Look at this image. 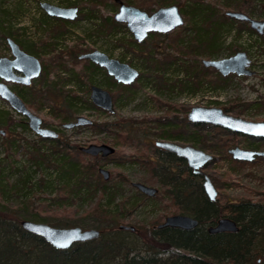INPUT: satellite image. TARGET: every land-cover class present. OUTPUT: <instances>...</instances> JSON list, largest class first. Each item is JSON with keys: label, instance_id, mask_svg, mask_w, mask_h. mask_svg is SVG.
Returning a JSON list of instances; mask_svg holds the SVG:
<instances>
[{"label": "rangeland", "instance_id": "374dc122", "mask_svg": "<svg viewBox=\"0 0 264 264\" xmlns=\"http://www.w3.org/2000/svg\"><path fill=\"white\" fill-rule=\"evenodd\" d=\"M96 1L99 3L98 5L90 4V0H0V20L4 19L3 22H0V57L10 56V50L4 40L6 34L2 31L4 25L10 24L18 31L22 30L21 28H27L26 39L32 38L34 33H39V40L42 43L48 42L51 35L55 36L58 32H64L63 38L56 39L54 47L49 52L31 54L26 51L37 58L42 67L40 76L34 79L29 87L21 88L10 84L9 86L17 96H23V100L22 98L21 100L28 110L41 119L43 126L57 132L59 139L68 143L69 146L86 147L91 144H107L115 148L114 153L106 158L94 157L97 158V169L104 168L110 173L107 185H118L117 195L110 204V208L115 209L116 205H119L117 209L119 225L133 226L144 233L145 230L162 223L166 217L179 214L172 202L166 198L165 188L156 192L154 198L143 194V197H139L141 199L137 201V205L130 210L129 202L134 201V198L138 197L136 193L139 192L132 186V183H141L157 190L160 189L158 181L154 177L150 178L147 174L145 164L148 160H153L157 151L154 142L166 139L155 135L159 134L161 130L151 120L167 119L180 126L179 131L184 133L186 130L195 131L199 140L207 143L196 146L192 142L177 140V144L190 145L208 153L211 151L209 152L206 145L219 146L225 141H233V139L231 140L230 136H226L220 131H213L209 127H194L187 124L186 116L191 107H218L235 117L250 121H264V110L250 108V104L253 102H264V35L252 34L247 29L248 25L245 27L237 22L233 25L232 30L222 37V45L213 55L209 57L196 56L192 50L187 57L184 55L185 49H182V44L188 40L187 37L190 35L183 30L188 24L181 8H186L189 0H165L167 4H161V0H121L124 4L137 7L149 14L160 7L169 5H177L181 11L184 19V24L181 27L166 34L147 36L142 43H137L133 39L124 23L115 22L120 26L113 30H106L103 35H93L91 32L95 29L98 21L87 17V14L90 11L98 10L101 18L111 17L114 21L112 17L118 8L114 0ZM202 1L212 2L218 6L222 14L227 11H239L256 20H264V0L244 1L241 8L222 6L220 3L217 4L218 0ZM41 2L60 7H77V17L70 22L48 20L51 23L50 30L43 33V28L30 29L31 20L41 18L43 13L40 8ZM181 37H183V41L179 42ZM130 39L140 45L139 50L146 54L147 60L153 58L159 63L169 64V70L164 74L166 79L160 83L157 82L159 87H156L154 82L143 84L141 87L140 84L137 85L133 82V85L130 84L132 89L129 95L127 93L119 95L117 90L108 89L103 76L108 75L101 68L102 70L94 73V80L89 83L88 89L95 85L108 91L113 100V111L107 115L95 110L76 107L72 109H77V113L74 111L72 113L71 109L69 112L68 108H64L59 112V115H66L69 112L70 120L66 123L73 122L76 117L82 116L91 120V124H93L70 129L64 128V123L60 122L58 116H55V110L57 107H61L65 95H69V97L81 96L84 99V94L73 81L67 82L61 91L58 85L55 86V82L59 80L56 76L66 78L69 74L80 73L82 80L87 82V77L82 73V70L88 65V61L80 59L79 56L93 50L100 51L110 58L129 65L141 75L146 71L144 70L145 62L138 57L137 48L130 44ZM18 45L24 50L23 45ZM238 51L247 54L250 59L249 69L253 71V75H229L223 77L226 78L223 82L218 79V76L221 75L216 70L206 68L208 70L206 71L207 79L212 83L206 85L203 82L195 87L193 94H190L183 87L185 84L183 78L186 73L181 71L182 69L178 74L171 73L177 66L181 68V65H188L189 68L198 66L204 68L202 60L224 59ZM147 63L150 62L147 61ZM214 85L217 87L215 88ZM169 86L174 87L173 90L170 91ZM118 95L119 98L115 100V96L118 97ZM39 96L45 97L46 100L40 99ZM87 97L89 98V94ZM0 112H3L10 121L6 125L0 124V169L7 168L5 184L8 186L14 184L19 178V173L11 170L10 167L18 169L21 175L30 174L26 187L18 194H12L13 191H11L12 197L9 199L10 204L14 205L17 199L27 197L21 195L23 192H28L27 198L34 213L12 207L20 219L41 222L56 228H68L66 224H75L81 229H97L99 221L111 223L109 215H103L102 207L99 206V204L104 205L107 199L102 196L100 191L91 199L84 197L82 192L79 196H70L65 199L67 194L62 188L58 189L59 186L49 185L56 176L53 163L48 161L35 166L29 161V157L36 154L39 149L51 148V143L48 141L41 143L39 137L28 127H25L26 119L14 112L2 99H0ZM105 122L123 123L124 126L133 130L134 136L132 135L130 140L126 141L119 139L120 145H114L115 131L108 132L101 129ZM176 129L175 131H178V127ZM12 140H14V145L8 146ZM243 143L246 144L244 139H238V145ZM86 156L88 160H94L93 157ZM132 160H134L133 163H130ZM202 172L210 178L216 188L219 204H237L242 201L264 204V164L257 162L242 166L235 162L231 163L227 158H221L202 168ZM55 197H59L58 199L64 197V201L60 203L57 200L56 202ZM223 215L226 216L227 212ZM258 258V262L261 264V257L258 256Z\"/></svg>", "mask_w": 264, "mask_h": 264}, {"label": "trees", "instance_id": "16d2710c", "mask_svg": "<svg viewBox=\"0 0 264 264\" xmlns=\"http://www.w3.org/2000/svg\"><path fill=\"white\" fill-rule=\"evenodd\" d=\"M161 1V4H167L165 0ZM244 1L247 0H218L217 4L220 3V5L228 8H241ZM89 3L99 4L96 0L92 2L90 0ZM185 7L181 8V11L186 16L188 26L183 30L187 34L189 33L190 36L182 44V49H185L184 55L188 57L192 50L196 56L209 57L213 55L221 47L222 37L232 30L237 21L220 13L218 6L212 4V2L189 0ZM97 11H90L87 14V17L98 21L95 29L91 32L93 35H103L106 30H113L120 26L112 21L111 17L101 18ZM5 12L8 13V11ZM48 20L70 22L42 13L41 18L31 20L30 29L43 28L42 33L48 31L51 27ZM3 21L4 19L0 20V22ZM241 24L247 27L245 23ZM21 29L19 30L21 32H19L10 24L4 25L2 30L6 34L4 40L7 38L12 39L17 44L23 45L24 50L31 54L49 52L54 47L56 39L64 36V32H58L55 36L51 35L48 42L42 43L39 40V33H34L32 38L26 39L25 31H27V28ZM247 29L254 34L249 27ZM154 34L157 33H149L148 36L151 37ZM181 41H183V37L180 38L179 42ZM130 44L137 48L138 57L145 62L144 70L146 71L138 76L135 83L140 84L141 87L143 84L147 85L154 82L156 87H159L157 82L160 83L166 79L164 74L169 70V64L159 63L153 58L147 60L146 54L139 50L140 45L132 39H130ZM39 46L40 48H38ZM147 61L150 63H147ZM189 67L188 65H181V68L177 66L171 73L178 74L181 69L186 73L183 78L185 82L183 87L190 94L194 93L197 85L203 82L206 85L212 83L211 80L207 79L206 71L208 70L204 66V68L201 66ZM100 70L102 69L88 62V65L82 70V73L87 77V82L82 80L80 73L69 74L66 78L56 76L59 80L55 82V86L58 85L61 91L67 82L73 81L84 94V99L81 96L69 97V95H65L61 107H57V110H55V116L59 117L60 122L66 123L69 121L70 109L72 113L73 111L77 113V109H72L76 107L95 110L107 115L113 111L107 112L97 108L87 97L89 94L88 85L94 80V73ZM103 76L108 89L117 90L119 95H126L124 93L129 95L131 93L133 84L122 85L109 76ZM152 77L158 80H154ZM218 79L223 82L226 80L222 76H218ZM169 87L170 91L174 88ZM214 87L217 86L214 85ZM119 95L118 97L115 96V100L119 98ZM19 96L23 100V96ZM39 98L46 100L42 96H39ZM64 108H68L69 112L60 116L59 112L63 111ZM250 108L264 110V102H253L250 104ZM151 121L161 130L159 134H155L160 138L192 142L196 146L207 143L199 140V136L193 130H186L185 133L179 131L180 126L171 123L170 120L157 118ZM9 123L8 118L3 112H0V124L6 125ZM188 123L198 127V124L187 121ZM175 126L178 127V131H175L177 130ZM25 127L28 126L25 125ZM101 129L108 132L110 130L115 131L114 145H120L119 139L130 140L133 135L131 128H127L126 125L124 126L123 123L118 122H105L102 124ZM13 141H10L8 146H13ZM39 141L41 143L48 141L52 147L39 149L36 154L29 157V161L35 166L48 161L53 163L56 176L49 185L52 187L59 186L58 189L62 188L67 194L65 199L70 196H79L80 192H82V195L84 194V197L91 199L100 191L102 196L107 199L104 205L99 204V206L102 207L103 215H109L111 223L100 221L97 223L96 228L99 231V236L96 239L73 243L67 249L52 248L41 237L23 230L19 224L23 218L20 219L12 208L15 207L34 213L27 198L28 192H23L21 195L27 197L17 199L14 205L9 202L13 193L18 194L26 187L30 174L21 175L18 169L10 167L11 170L19 173V178L14 184L8 186L5 184L7 181L5 179L7 168H2L0 169V264H259L258 256L261 257L260 260L264 264V208L248 201L221 206L218 200H209L203 191L201 177L194 174L186 162L175 154L162 149L157 150L158 152L156 151L153 160L150 159L145 164V169L150 178L154 177L158 181L160 189L157 190V193L165 188L166 198L172 202L179 214L197 219L198 225L191 230L152 227L143 233L137 228H135V231L118 229L117 209L119 205H116V208L114 206L115 209L110 208V204L117 195L118 185H107V180L102 179L97 169V158H93V161L88 160L87 156L79 150L80 146H69L68 143L61 141L59 137L55 139L39 137ZM206 147L209 151L217 150L220 155L225 154L222 145L217 146L216 149L212 145H206ZM133 161H130V163H133ZM11 191H13L12 194ZM136 194L138 197L129 202L130 210L137 205V201L141 199L139 197L144 196L139 192ZM58 198L55 197L56 202L57 200L60 203L64 201V197ZM225 212H227L226 216L236 222L238 230L218 234L208 233L207 228L213 226L216 220L222 217ZM72 226H75V224H66V227Z\"/></svg>", "mask_w": 264, "mask_h": 264}, {"label": "water", "instance_id": "95a60500", "mask_svg": "<svg viewBox=\"0 0 264 264\" xmlns=\"http://www.w3.org/2000/svg\"><path fill=\"white\" fill-rule=\"evenodd\" d=\"M114 2L118 5V8L112 17L113 20L117 23H124L137 43H142L149 33L166 34L181 27L184 23L183 16L177 5L160 7L149 14L137 7L126 5L121 0H114ZM40 7L50 17L69 21H73L77 17V7H60L47 2H41ZM225 16L237 21L247 22L250 28L260 35L264 32V21L252 19L238 11H227ZM6 42L13 58L0 57V99L4 100L13 111L25 117L27 126L36 135L45 139L57 138V132L44 127L41 119L28 110L20 97L7 86V83H19L29 86L31 81L40 75L41 66L38 59L21 50L10 38ZM80 59L89 60L104 68L108 76L122 85L132 84L139 76V72L136 69L97 50L80 55ZM202 65L206 68H213L223 77L230 74L236 76L253 75V72L249 69L250 59L243 51H238L224 59H204L202 60ZM89 98L97 108L107 112L113 110L111 95L99 86H90ZM186 119L191 123L211 124L243 135L264 137V127H262L264 126V121H250L231 116L218 107H191ZM91 123V120L78 116L75 121L64 123L63 127L70 129L88 126ZM154 145L182 158L193 173H201V169L212 159L211 155L190 145L181 146L162 140L155 141ZM79 150L91 157L100 156L101 158H106L114 153L115 148L107 144H91L86 147H80ZM229 153L237 161H252L255 156L264 159V151L253 152L236 147L229 150ZM98 173L104 181L109 179L110 173L108 170L99 168ZM132 186L147 197H153L157 192L156 188L141 183H132ZM202 188L209 200L214 201L216 199L217 191L207 175H204ZM19 224L23 230L41 237L54 249H67L73 243L96 239L99 236L97 229H81L77 226L56 228L30 220H21ZM197 225V219L188 215L178 214L166 217L155 228L169 227L191 230ZM118 229L135 231L133 226L127 225H119ZM237 230L236 222L227 217L218 219L213 226L207 228L210 234L236 232Z\"/></svg>", "mask_w": 264, "mask_h": 264}, {"label": "flooded vegetation", "instance_id": "af4514ba", "mask_svg": "<svg viewBox=\"0 0 264 264\" xmlns=\"http://www.w3.org/2000/svg\"><path fill=\"white\" fill-rule=\"evenodd\" d=\"M72 7H74V6H72ZM41 8V7H40ZM239 12V11H238ZM43 13H45L44 11H43ZM245 14V13H244ZM224 15H225V13H224ZM247 15V14H246ZM248 17H250L249 15H247ZM53 18H56V17H53ZM250 18H252V17H250ZM57 19H60V18H57ZM252 19H254V18H252ZM61 20H64V19H61ZM232 20H234V19H232ZM256 20V19H255ZM67 21H69V20H67ZM235 21H237V20H235ZM260 21H264V20H260ZM237 22H240V23H245L246 25H248V27H249V29L251 30V31H253L254 32V34H257V35H259V36H263L264 35V32H263V34H258L255 30H253V29H251L250 28V26H249V24L247 23V22H241V21H237ZM149 35V34H148ZM7 39H9V38H7ZM7 39H6V41H7ZM12 40V39H11ZM15 42V41H14ZM16 43V42H15ZM6 44H7V42H6ZM17 44V43H16ZM18 45V44H17ZM8 46V45H7ZM19 46V45H18ZM9 48V47H8ZM19 48H20V46H19ZM21 49V48H20ZM10 50V49H9ZM21 50H23V49H21ZM24 51V50H23ZM24 52H26V51H24ZM27 53V52H26ZM28 54V53H27ZM235 54V53H234ZM233 54V55H234ZM6 58H8V59H12L13 57H12V55H11V53H10V56L9 57H6ZM79 58H80V56H79ZM82 60H86V59H82ZM88 62H91V61H89V60H87ZM40 63V62H39ZM92 64H94L93 62H91ZM94 65H96V64H94ZM40 66H41V64H40ZM96 66H98V65H96ZM99 67V66H98ZM99 68H101V67H99ZM102 69H104V68H102ZM41 70H42V67H41ZM104 71H105V69H104ZM252 71V70H251ZM106 72V71H105ZM253 72V71H252ZM41 73V72H40ZM107 74V73H106ZM40 76V75H39ZM38 76V77H39ZM229 76V75H228ZM37 77V78H38ZM225 77H227V76H225ZM112 78V77H111ZM36 79V78H35ZM34 80V79H33ZM32 80V81H33ZM31 81V82H32ZM116 82V81H115ZM9 84L10 85H16V86H20L21 88L22 87H29L30 85H31V83H30V85L29 86H25V85H21V84H19V83H7V86L11 89V87L9 86ZM12 90V89H11ZM13 91V90H12ZM14 92V91H13ZM15 93V92H14ZM16 94V93H15ZM19 94V93H18ZM19 97V96H18ZM21 99V98H20ZM224 113H226L225 111H223ZM226 114H228V113H226ZM230 115V114H229ZM232 116V115H231ZM246 120V119H245ZM198 126H200V127H209V128H211L213 131L214 130H216V131H220V132H222V133H224L226 136H230L231 137V140L233 139V141H225L224 143H222V144H220V145H222V146H224V150H225V154L224 155H220L219 153H218V151L217 150H213V151H209L210 153H208V152H205V151H203V152H205V153H207V154H209V155H211L212 156V159H211V161L210 162H208L207 163V165L206 166H208L210 163H212V162H216V160H218V159H225V158H227L228 160H230V162L232 163V162H235L236 164H238V165H242V166H244V165H251V164H255V163H257V162H259V163H262V164H264V159L262 158V157H259V156H255L254 158H253V160L252 161H237V160H234L233 158H232V156H231V154L229 153V150H231V149H233V148H236V147H238V148H240V149H244V150H249V151H253V152H261V151H264V137H256V136H248V135H243V134H239V133H235V132H232V131H230V130H227V129H224V128H222V127H218V126H215V125H211V124H204V123H198ZM238 139H244V142H246V144L245 143H243L242 145H238L237 144V142H238ZM234 140H237V141H234ZM162 141H170V142H173V143H176L177 144V140H162ZM178 145H180V144H178ZM181 146H184V145H181ZM203 147V146H202ZM212 147L214 148V149H216L217 148V145H212ZM204 148V147H203ZM205 150H207L206 148H204ZM157 150H160L159 148H157ZM158 152V151H157ZM205 166V167H206ZM205 167H203V168H205ZM193 172V171H192ZM194 174H197L198 176H200L201 177V179H202V182H203V179H204V175H206V174H204L203 172H202V170H201V173H194ZM216 189V188H215ZM215 200H217V197H216V199ZM214 200V201H215ZM249 202V201H248ZM251 204H258V203H252V202H250ZM221 206H226V205H222V204H220ZM227 205H233V204H231V203H228ZM258 205H260V206H262L263 208H264V204H258ZM223 217H227V218H230L229 216H225V215H223L222 217H220V218H223ZM219 218V219H220ZM231 219V218H230ZM218 220V219H217ZM216 220V221H217ZM233 220V219H232Z\"/></svg>", "mask_w": 264, "mask_h": 264}, {"label": "snow or ice", "instance_id": "6c2138e0", "mask_svg": "<svg viewBox=\"0 0 264 264\" xmlns=\"http://www.w3.org/2000/svg\"><path fill=\"white\" fill-rule=\"evenodd\" d=\"M262 127H264V126H262Z\"/></svg>", "mask_w": 264, "mask_h": 264}]
</instances>
